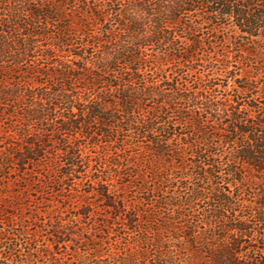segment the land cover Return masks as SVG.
Wrapping results in <instances>:
<instances>
[{
    "label": "trees",
    "instance_id": "trees-1",
    "mask_svg": "<svg viewBox=\"0 0 264 264\" xmlns=\"http://www.w3.org/2000/svg\"><path fill=\"white\" fill-rule=\"evenodd\" d=\"M0 223L12 264H264V0H0Z\"/></svg>",
    "mask_w": 264,
    "mask_h": 264
},
{
    "label": "rangeland",
    "instance_id": "rangeland-1",
    "mask_svg": "<svg viewBox=\"0 0 264 264\" xmlns=\"http://www.w3.org/2000/svg\"><path fill=\"white\" fill-rule=\"evenodd\" d=\"M216 25H219V24H216ZM206 32H207V30H204V34L200 33L201 37L206 36ZM220 33H223V36H225V37H227V36L228 37H233L234 34H235L233 27L230 26V25H227V26L223 27L222 29H220ZM207 49H208V47L203 50L204 53L203 52H201V53L199 52V56L198 57L201 58V61L197 63L195 70H196V73L200 74V76L196 74V77L197 78L202 77L203 78L202 80L205 79L204 77H206L207 79H210V80H215L216 81V86H217L216 87V90H217L216 94L220 97L222 94L223 95L225 94L224 93L225 89L227 90V89L231 88L229 86L225 87V86H227V83H225L224 73L220 72V70L218 69V64H220V63L216 61V60H219V59L220 60H222V59L224 60V57L222 58L221 55H216L215 56L214 53H213V50L215 52L220 50L218 44L215 45L214 49H208V51H211V54H209V55H207L205 53ZM229 54L230 53H226L225 55L229 56ZM192 65L194 66L195 63L192 64ZM230 66H236V63H231ZM248 67H249V65H248ZM251 71H253V70H251ZM236 72H237L236 73L237 75L241 76L242 71H240V69L238 71H236ZM255 74L256 75H254V76H256V77L262 76V74H258L257 72ZM226 93H227V91H226ZM24 213H26V211ZM5 227L6 226L3 225V223H0V230L1 229L3 230ZM32 228L33 227L29 228L30 229L29 230L30 233H33ZM21 242H22V240H20L18 243L21 244ZM6 243L7 242H5L4 240L1 241V243H0V256L1 255L3 256L4 253L7 254V250H4L5 247H6ZM0 264H12V263H10L9 261H7V260H5V259H3L1 257L0 258Z\"/></svg>",
    "mask_w": 264,
    "mask_h": 264
}]
</instances>
